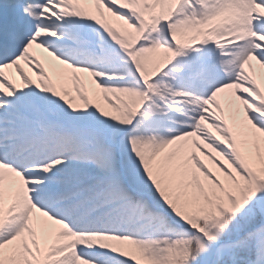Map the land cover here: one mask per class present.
Listing matches in <instances>:
<instances>
[{"label":"snow or ice","instance_id":"snow-or-ice-1","mask_svg":"<svg viewBox=\"0 0 264 264\" xmlns=\"http://www.w3.org/2000/svg\"><path fill=\"white\" fill-rule=\"evenodd\" d=\"M0 264H264V0H0Z\"/></svg>","mask_w":264,"mask_h":264}]
</instances>
